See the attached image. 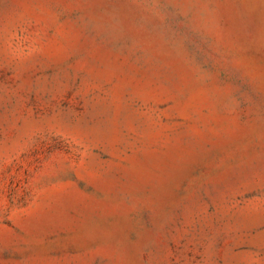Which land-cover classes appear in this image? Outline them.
<instances>
[{"label": "rangeland", "instance_id": "1", "mask_svg": "<svg viewBox=\"0 0 264 264\" xmlns=\"http://www.w3.org/2000/svg\"><path fill=\"white\" fill-rule=\"evenodd\" d=\"M0 0V264H264V7Z\"/></svg>", "mask_w": 264, "mask_h": 264}, {"label": "bare ground", "instance_id": "2", "mask_svg": "<svg viewBox=\"0 0 264 264\" xmlns=\"http://www.w3.org/2000/svg\"><path fill=\"white\" fill-rule=\"evenodd\" d=\"M249 5L260 3L264 7V0H248Z\"/></svg>", "mask_w": 264, "mask_h": 264}]
</instances>
